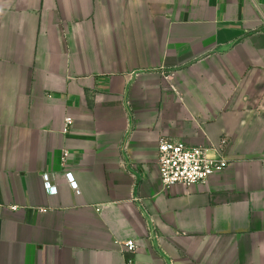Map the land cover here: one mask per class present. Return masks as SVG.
Masks as SVG:
<instances>
[{
	"label": "crops",
	"instance_id": "1",
	"mask_svg": "<svg viewBox=\"0 0 264 264\" xmlns=\"http://www.w3.org/2000/svg\"><path fill=\"white\" fill-rule=\"evenodd\" d=\"M161 140L229 167L166 189ZM129 240L264 264V0H0V264H127Z\"/></svg>",
	"mask_w": 264,
	"mask_h": 264
},
{
	"label": "built area",
	"instance_id": "2",
	"mask_svg": "<svg viewBox=\"0 0 264 264\" xmlns=\"http://www.w3.org/2000/svg\"><path fill=\"white\" fill-rule=\"evenodd\" d=\"M72 125L71 118H67V129ZM159 170L166 189L174 186L191 187L194 185H206L210 178L223 172L229 167L228 160L221 154L217 157L208 155V151L202 147H191L180 141L161 140L159 144ZM67 178L71 181V186L77 189V183L73 181L72 175ZM46 189L55 193L50 182L45 183ZM13 210H16L14 207ZM127 264H136L135 254L136 244L129 240L124 244Z\"/></svg>",
	"mask_w": 264,
	"mask_h": 264
}]
</instances>
